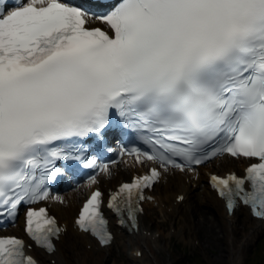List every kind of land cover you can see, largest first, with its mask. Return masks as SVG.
Listing matches in <instances>:
<instances>
[{"label": "snow or ice", "instance_id": "snow-or-ice-1", "mask_svg": "<svg viewBox=\"0 0 264 264\" xmlns=\"http://www.w3.org/2000/svg\"><path fill=\"white\" fill-rule=\"evenodd\" d=\"M113 132L124 143L100 161ZM121 157L149 165L110 192L122 225L139 230L145 189L166 174L199 176L217 158L256 161L210 179L229 214L264 222V0H112L100 15L71 0H0V221L23 209L25 232L57 257L66 229L31 205L64 202L50 185L66 171L110 175ZM101 204L95 187L74 223L109 246ZM32 247L0 235V264H40Z\"/></svg>", "mask_w": 264, "mask_h": 264}, {"label": "bare ground", "instance_id": "bare-ground-1", "mask_svg": "<svg viewBox=\"0 0 264 264\" xmlns=\"http://www.w3.org/2000/svg\"><path fill=\"white\" fill-rule=\"evenodd\" d=\"M98 22H93V24ZM131 161L128 164V167H115L113 166V171L116 170L115 174L112 176H101L98 175V182L94 184H81L78 187H69L59 192H56L62 195L65 199L64 202L53 201V200H45L43 204H46L49 208V211L54 213V215L59 219V221H64L67 227V232L61 236V238L57 241L59 252L57 257V264H99L102 260H107L111 255L112 251L108 252L109 246H100L95 240H93L88 233L78 232L73 224L74 217L79 210V207L82 205L83 201H85L88 197L85 196V192H90L93 188L99 187L101 191L104 193L108 192L109 187H116L120 181H124L128 175V179L135 175L136 173H140L138 171L147 170L148 164L141 165L136 162L137 167L132 160L133 157H128ZM248 159L240 158H226L223 159H215L211 164L200 166L199 171L200 175L198 176V180L194 178V176H189L187 173H181L176 171L175 173L166 174L167 178L162 179L160 181L161 186L158 188L154 194L156 196V201H159L161 204L166 203L170 206H173L172 215L181 212L182 203L176 201L179 193H183L190 201L188 207L183 210L181 215L184 220V226L180 231L186 232V226L188 225L191 229L192 234H195V237L199 239V243L201 246H207L211 249H216L218 244L220 243V239L217 234V225H220L221 228L226 230L227 236L230 238L231 247L229 249L228 255H231L232 262L238 261L240 254V247L238 244V239L241 235H245V232L248 227H252L254 232L263 231L264 230V222L259 221L257 218H252V223L249 224L246 221V217L250 216L249 212L246 208L236 210L235 214H229L226 211L224 201L217 198L214 195V192L208 186V174L209 171L214 168H222L223 170H228L230 167L234 165H238L243 167ZM224 174V173H222ZM187 178H189V182H187ZM159 189V190H158ZM53 193V194H56ZM207 194L209 196H213L219 205V209L221 210V214L224 218L223 222H218L215 217H210L206 214L204 210H201L198 204L202 203L201 200L198 199L201 194ZM196 199L198 204L193 201ZM150 205L152 202L149 203ZM164 211V209H162ZM242 215H244L242 217ZM239 220H241V224H239ZM254 220V221H253ZM179 222V220H178ZM230 222V223H229ZM22 227H24V210L23 213L21 211L19 215L18 221L11 226L12 231L9 232L5 230V232L0 231V235L7 234H19L22 233ZM145 230H148L147 232ZM123 232L131 234L133 250L129 256V258L133 261L144 262V264L150 262L151 260H155L157 264L161 263L160 256H163V245H162V236H157L156 231H151L150 228L139 226L138 231H134L132 233L124 230ZM122 235L119 230H117V234L115 239L119 238ZM69 241L68 243L66 241ZM80 242L85 245L89 244L90 248H83ZM138 250L143 251V255L138 256L136 252ZM37 254V256L41 260V264H46L47 259L52 258L46 253L44 250L38 249L34 247L29 250ZM220 251V250H219ZM71 253L76 256V261H73L70 257ZM122 258V252H121Z\"/></svg>", "mask_w": 264, "mask_h": 264}, {"label": "rangeland", "instance_id": "rangeland-1", "mask_svg": "<svg viewBox=\"0 0 264 264\" xmlns=\"http://www.w3.org/2000/svg\"><path fill=\"white\" fill-rule=\"evenodd\" d=\"M127 163L129 161H124L119 166L124 167ZM112 169L111 172H114ZM129 176L125 178L128 179ZM204 201L213 204L211 208L202 206V208L205 207L206 213L220 217L221 219V213L215 201L212 198L204 199ZM178 216L180 217V214ZM164 220H166L165 225L162 224ZM240 223L241 221H239ZM180 225L182 226L183 223L176 224L174 219L169 217L168 213L161 212L158 206L146 207V211L142 215V227L152 228L154 231L160 229L165 236L163 240L164 252L161 258L162 264H176L178 262L181 264H231L230 256L228 255L229 238L224 233L221 235L220 228L218 230L219 237H223L224 239H220V243L216 249H211L207 246L201 248L198 240L189 228L183 234H172L170 230L172 228L178 229ZM247 232H251L249 227L246 230ZM66 242L68 243L69 241L67 240ZM80 244L83 246L82 250L84 247L86 248L84 243L80 242ZM238 244H241V258L238 260V264H245L246 262L247 264H264V232L259 234L254 233L248 239H245V236L241 235ZM132 249L133 243L131 236L129 234H122V238L117 239L109 247L108 251H112L113 255L107 260H102L99 264H143L131 261L128 258ZM120 251L122 252V258L117 256ZM70 257L73 261H76V256L73 253H71ZM154 264L156 263L154 262Z\"/></svg>", "mask_w": 264, "mask_h": 264}, {"label": "trees", "instance_id": "trees-1", "mask_svg": "<svg viewBox=\"0 0 264 264\" xmlns=\"http://www.w3.org/2000/svg\"><path fill=\"white\" fill-rule=\"evenodd\" d=\"M179 264V263H178Z\"/></svg>", "mask_w": 264, "mask_h": 264}]
</instances>
